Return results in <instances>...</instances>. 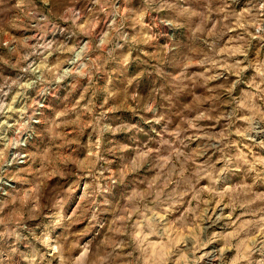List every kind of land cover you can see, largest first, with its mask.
I'll use <instances>...</instances> for the list:
<instances>
[{
	"label": "rangeland",
	"instance_id": "rangeland-1",
	"mask_svg": "<svg viewBox=\"0 0 264 264\" xmlns=\"http://www.w3.org/2000/svg\"><path fill=\"white\" fill-rule=\"evenodd\" d=\"M0 264H264V0H0Z\"/></svg>",
	"mask_w": 264,
	"mask_h": 264
}]
</instances>
